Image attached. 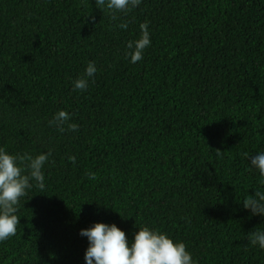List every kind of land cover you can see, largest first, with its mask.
<instances>
[{
    "label": "trees",
    "instance_id": "trees-1",
    "mask_svg": "<svg viewBox=\"0 0 264 264\" xmlns=\"http://www.w3.org/2000/svg\"><path fill=\"white\" fill-rule=\"evenodd\" d=\"M115 15L95 0H0V147L52 153L0 264H84L78 233L93 223L129 241L158 229L194 264H264L250 243L264 217L243 207L264 190L249 169L264 151V0H143ZM144 22L151 45L130 63ZM89 61L98 71L76 90ZM60 110L63 133L49 124Z\"/></svg>",
    "mask_w": 264,
    "mask_h": 264
},
{
    "label": "clouds",
    "instance_id": "clouds-1",
    "mask_svg": "<svg viewBox=\"0 0 264 264\" xmlns=\"http://www.w3.org/2000/svg\"><path fill=\"white\" fill-rule=\"evenodd\" d=\"M142 2L143 0H95L98 7L112 13L113 20L117 19L115 13L137 8ZM118 27L126 30L128 24L121 23ZM139 29V38L129 40L125 45V57L130 63L143 60L145 49L151 45L148 23H141ZM97 71L96 62L89 61L84 73L73 81L74 89L86 91ZM70 119L68 112L60 110L54 114L49 124L55 125L63 133V125ZM68 128L75 132L78 125L71 123ZM51 155V151H48L35 157H19L0 147V242L16 234L20 220L16 215L20 198L26 196L27 190L33 186L31 181H35V186L40 190L45 189L43 168ZM69 159L73 163L76 161L75 156ZM25 160L28 162L26 168L21 166ZM249 169L258 171L264 177V151L249 157ZM90 178L95 179V174H91ZM260 183L264 185V179ZM243 207L253 216L264 217V190L255 191ZM78 234L88 242L83 257L84 264H194L185 243L174 242L167 234L147 226L140 227L131 241L115 224L93 223L89 228L81 229ZM250 243L264 250V229L252 233Z\"/></svg>",
    "mask_w": 264,
    "mask_h": 264
}]
</instances>
